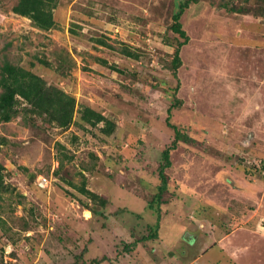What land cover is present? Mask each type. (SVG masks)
<instances>
[{"label": "rangeland", "instance_id": "1", "mask_svg": "<svg viewBox=\"0 0 264 264\" xmlns=\"http://www.w3.org/2000/svg\"><path fill=\"white\" fill-rule=\"evenodd\" d=\"M179 1L57 0L56 24L42 31L12 11L17 0H0V64L31 69L76 109L66 128L33 126L22 113L0 120V163L14 188L0 199V264H264V0L191 2L176 79L167 29ZM173 95L181 105L169 122L193 141L171 151L158 237L126 250L157 221L148 202L173 140ZM84 106L114 131L80 122ZM82 175L107 198L104 217L68 183Z\"/></svg>", "mask_w": 264, "mask_h": 264}, {"label": "trees", "instance_id": "2", "mask_svg": "<svg viewBox=\"0 0 264 264\" xmlns=\"http://www.w3.org/2000/svg\"><path fill=\"white\" fill-rule=\"evenodd\" d=\"M194 1L195 0H180L177 2L171 15L172 22L167 29V33L171 34L174 39V43L168 41L169 45H173V51L169 55L170 61L168 68L176 79L178 78L177 71L182 65L180 55L181 48L188 42V35L182 27L181 19L189 4ZM56 5L57 0H17L16 4L12 7V11L17 15L30 19L31 23L37 29L47 31L56 24L53 17V9ZM238 12H242V9L238 8ZM73 33L75 34L76 32L73 31ZM95 40L101 45L111 46L101 38ZM121 50L122 53L128 57L138 58V53H135L128 47H124ZM39 62L50 66L45 60L39 59ZM102 62L108 64L106 60ZM61 67L62 64L59 62L55 69L60 70ZM113 70L121 72L115 69V67ZM178 86L179 83L173 86V90H177ZM170 101L172 102L167 108L165 121L166 125L173 131V140L161 151V162L157 170L159 183L155 187L156 192L153 198L148 202L150 208L156 205L154 208L157 212V221L154 227L150 226L151 232L147 236L137 237L131 244L125 243L124 249L126 250H131L138 242L156 239L158 237L159 220L161 217L159 208L162 204L167 203L166 195L168 193L169 176L166 170L171 166V151L176 149L180 142L189 143L193 141V138L182 131L180 127L170 124L169 119L171 117V110L181 105V100L173 95ZM75 112L74 97L57 86L47 83L44 78L34 73L31 69L11 63L8 60H4L2 64H0L1 121L8 122L17 114L22 113L24 121L33 126H42L41 124H44L47 127H51L52 124H55L57 127L66 128L72 123ZM38 119L41 121V124L37 123L36 120ZM79 119L80 122L93 127L102 123L101 131L108 135L111 134L116 127L115 122L106 117L103 112L89 106H84L81 111H79ZM61 166L62 162L60 161V165L55 171L56 173L60 171ZM31 175L33 176V173H31ZM68 183L73 186L78 193L85 195L93 203L92 205L95 207H88L87 203L85 205L92 215L105 216L103 209L108 202L107 198L88 189L86 187V178L84 175H82L79 184H74L71 181H68ZM13 190L14 188L5 180L4 166L0 163V199H3L5 194H11ZM1 222H3V219L0 216V223ZM103 260H105V257L94 258L92 262L98 264Z\"/></svg>", "mask_w": 264, "mask_h": 264}, {"label": "bare ground", "instance_id": "3", "mask_svg": "<svg viewBox=\"0 0 264 264\" xmlns=\"http://www.w3.org/2000/svg\"><path fill=\"white\" fill-rule=\"evenodd\" d=\"M86 212H87V213H89V211H88V210H86Z\"/></svg>", "mask_w": 264, "mask_h": 264}, {"label": "built area", "instance_id": "4", "mask_svg": "<svg viewBox=\"0 0 264 264\" xmlns=\"http://www.w3.org/2000/svg\"><path fill=\"white\" fill-rule=\"evenodd\" d=\"M40 186H44V185H40Z\"/></svg>", "mask_w": 264, "mask_h": 264}]
</instances>
